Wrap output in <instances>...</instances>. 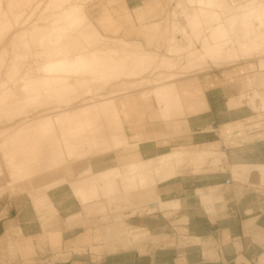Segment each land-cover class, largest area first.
Here are the masks:
<instances>
[{"label": "crops", "instance_id": "crops-1", "mask_svg": "<svg viewBox=\"0 0 264 264\" xmlns=\"http://www.w3.org/2000/svg\"><path fill=\"white\" fill-rule=\"evenodd\" d=\"M101 5L108 13L103 21ZM89 12L102 35L146 45L148 26L162 20L165 4L105 0L94 2ZM257 72L256 64H238L196 76L193 83L202 96L188 98L186 128L177 133L134 107L124 110L125 134L130 143L138 144L141 158L189 149L225 155L224 163L206 161L203 176L181 179L179 190L162 199L180 206L188 199L203 202L146 216L141 219L143 228L120 220V225L115 221L101 226L100 232L94 227L71 232L67 229L80 214L61 220L56 211L50 220L41 219L31 203L28 210L14 199L0 200V264H264V184L255 170L241 181H234L229 170L234 164L264 167L263 115L247 106L228 108L229 100L237 98V78ZM255 88L264 95V77H257ZM204 161L175 160V176L181 164ZM50 196L57 210L62 200L57 194ZM52 211L46 208L43 215Z\"/></svg>", "mask_w": 264, "mask_h": 264}, {"label": "rangeland", "instance_id": "rangeland-1", "mask_svg": "<svg viewBox=\"0 0 264 264\" xmlns=\"http://www.w3.org/2000/svg\"><path fill=\"white\" fill-rule=\"evenodd\" d=\"M41 1L35 0L32 6L30 8H26V10L20 7L19 9L16 8L15 10V7H14L12 12H10L11 15L12 13L13 14L18 13V10H20L19 12H22L21 13L22 16L17 22L14 20L12 16H9L10 18L9 20L12 26L9 29H7V32L5 31L3 35L0 37V52L2 51L4 53L0 60V65H1L0 82L2 83L4 80L7 79L10 83L9 87H12V90L16 94V96L14 97L15 99L12 98V100L10 99L9 101V104L10 106H12V108L15 107L14 101H17V99L19 100L21 98V94L19 92L20 84H18L19 77L27 76V78H30V77H34L37 74H40L39 67L41 65V61L39 58L37 59L35 55L37 52V49L36 48L34 49V47L31 44L29 45L27 40L20 41L18 37L20 35L19 34L20 31L23 32V30L24 31L28 30L30 27H32L31 25L38 22L39 18L41 19L43 15L53 12L52 8L55 7L53 3L47 6L49 0H41ZM102 1H105V0H70L68 1V3L65 4V6H68L70 4H74L78 6L81 14L84 16L83 26L91 25L92 27H94V29H96L100 33L98 28L95 26V20L93 19V15L91 14V12H89V6L92 5L94 2L99 4ZM191 1L192 0H163L165 4L164 16L159 23L148 26V29H149L148 37H150L149 38L150 40L148 41V44L146 45L140 40H126L124 38H119V37H109L111 39H116V38L121 39L128 43L124 45V49L131 50L132 52L130 56H127V57H122L119 54L105 56L102 53L97 52L96 47L92 44V42H90L91 40H94V39L91 38L88 40V42L87 41L82 42L81 40L82 39L81 37H83L82 35L79 36L80 38L79 37L77 38L76 36H74V38L72 37L73 41L74 42L76 41L75 43L77 44L79 43L80 46L79 48H76V49H72L70 47L71 45L65 48L62 56L60 57L61 60H65L66 58L72 59L74 56L81 55L82 57L85 58V62L97 65L101 63V60L107 59V61L110 62V64L112 62V64L115 65V68L120 69L119 70L120 72H118L117 75L118 74L123 75V73H126V76L114 78L115 75H113L112 77H110V79H113V80L112 81L109 80L110 82L108 81L109 83L107 82L106 85L102 89H100V91H98L99 88H97L98 86L100 87L99 85L100 83L97 82L95 84H89L88 89L90 92L89 94L85 96H80L81 93L83 94L85 90V89L83 90L81 89L74 93H68L64 96L61 95V98H59L60 96L54 97V99L45 97L42 100H40L42 102L40 101L38 102L40 103L39 106L37 105V103L36 105L34 104L32 106H29V108L27 107V109L26 108L24 109L21 115H15V118H12L14 116H11V114L14 112H13V109L10 107L12 109L11 110L9 108L12 111V112H10V110L8 111V113H11L10 115L8 116L6 115L5 117L3 116V112H1L0 114V131L4 129L13 128L16 125H19L24 120L25 121L26 120H32V121L36 120L37 118L35 119L33 118L41 114L42 115L44 114V117H46V115L49 116L47 112L49 113L50 111L51 113V110L53 108H54L53 109L54 112L52 111V114L53 113L54 114L53 115L51 114L52 118L57 115V114L55 115V111L57 110L61 111V110H69L73 108H78V106L81 107V105H83L87 101L97 103L98 100L100 101L103 100L100 98H103L104 96L110 97L113 93L115 94L117 87L120 84L125 83V84H128V86H130L131 84L138 85L141 83L140 81H143L142 82L143 85L140 86L141 88L140 87L135 88L136 90H132L130 91V93L128 92V94L123 95V96H119V97L117 96L116 98L114 96V103L117 105L118 111L121 117L122 131L125 134L123 120H122V115L124 114L125 109L131 110L130 107L131 108L134 107L137 113H140L141 111H143L144 116H147L149 120L155 121L157 119L152 100L150 98L144 101H141L139 99L140 92L151 89V86L149 87L145 84L146 80H149V81H153L155 79L160 80L161 78L164 79L168 77L169 75H173V74L176 75L177 80L175 81V83L178 89L182 91L181 92L182 101L185 106V111L187 112L189 110V107L187 104L188 98H195V97L197 98L199 95L202 96L200 89L196 87L195 84L193 83L194 78L196 76L203 74L205 72L206 73L211 72V71L220 72L221 70H224L228 67L238 65V64H256V68L258 69V72L252 76L237 78L238 82L240 83L238 84L237 82L238 86L237 84L233 86V88L238 93L237 98L229 100L228 108L233 109V103L236 100H240L243 103V105H245L246 103H244L245 102L244 97L248 95H253L254 92H257L260 95V97L263 98L262 96L264 95H261L258 92V90L255 88V83L257 81V77L259 78L264 77V69L259 68L260 60L264 61L263 57L262 58H259V57L264 56V53L260 52L263 55L259 53V54L251 55L252 57L248 56L247 58L241 55L242 53H244V50H246V48L241 47L242 45L245 44V42L241 41L242 38L240 39L241 35H239V32H235L236 35L233 32L231 33V36L232 35L233 36L232 37L230 36V37L233 38L231 40H233V42L235 43L237 47L236 48L234 45L235 51L237 52L235 53L237 58L236 57H231V59L226 58L228 59L227 61L224 60L225 58L224 59L214 58L216 59V61L212 59V62H211V59H209L208 57L201 59L203 54L201 52L202 46L200 43H202L201 40L203 38L209 36L208 30L210 29H207V27L209 28V26L211 25L210 28H215L217 25L219 26V24L225 25V29L227 30H230L231 27H230V23L227 24V22H225L226 20L220 17L221 12L227 15V11L225 9L223 10L219 5H216L213 1H207V3L205 4V6L208 8L207 9L208 12L206 11L207 17L211 16L212 18L211 21L213 22L211 24L203 26L201 28L202 30L201 35L198 36V38L196 39L197 32L193 33L190 30V28H188L189 24L188 22H186L187 20L180 14V8L178 7L179 3L182 4V7L183 6L190 7V5H192ZM228 1L229 2L231 1L230 4L234 6L239 5V4H240L239 6H245L249 2V0H246V1L245 0H228ZM255 1L260 2L261 0H255ZM246 2L247 4H245ZM3 3H2V7L5 8L7 1L4 0ZM37 4H39V7L37 9H34V6H36ZM46 6L48 8L47 12L43 13L42 11H44ZM202 6L203 4H201V7ZM49 8L52 12H49L50 11ZM209 9H213V11L211 12L209 11ZM101 10L103 12V16L101 20L103 21L104 18H107L106 14L108 13H106L107 10L105 9V6L101 5ZM215 11L217 13H215ZM13 21L16 23H14ZM174 24H176L175 25L176 28L173 30L172 26ZM143 30L145 29L143 28ZM190 32H192L193 34ZM16 35L18 37H15ZM102 36L108 37L105 35H102ZM12 37L14 38V40ZM92 37L94 38V36ZM172 39L174 40V43L176 45L173 43ZM12 40L13 42H15L17 51L15 50V45L12 42ZM236 42L238 43L236 44ZM175 46H177L178 48ZM10 48H12L13 50L12 49L10 50ZM12 51L13 52L16 51V53L14 54ZM240 51L242 52L240 53ZM12 63H14L13 64L14 68L10 69V65H12ZM7 69H10V71ZM14 69H15V72H17L16 74L13 73ZM145 69H147L146 72L143 71ZM29 70H30V73L28 72ZM5 71L7 72V74ZM8 71L12 73L10 77H8L10 75V74L8 75L9 73ZM137 71L139 72L141 71V73L135 77V75L139 73ZM79 75L80 74H78V76ZM4 76H5V79H4ZM249 79L252 81V87H250V89H246L244 88L245 83L247 82L246 80H249ZM114 88H116V90ZM17 92H19V94H17ZM109 92L111 93L108 94V96H106L107 93ZM47 99H49V101H47ZM56 99H58V101ZM257 101L258 103L260 102V100L257 99L255 101V106L258 104ZM43 102H46V103L48 102V104L49 103L51 104L53 102L54 103L51 105L47 104L48 106L46 105V103H44L46 105L45 106ZM11 103H13L14 105H11ZM24 115L27 118H25ZM260 115H263L264 117V113H260ZM41 117H38V119ZM100 120H99L100 122H103L102 118ZM105 122L106 121H104V123ZM99 123H96V124L99 125L100 127V125L103 123H100V124ZM108 123H110V126L114 124L113 121H112V124H111V121ZM108 123L106 122L105 124H108ZM164 123L166 124L165 126L167 129H168V126L170 125L168 130L170 131L174 130L175 133H177L176 130L179 132L181 130L180 128L182 127L184 128V126H182L181 124L178 125L179 126L178 128L180 129L179 130L177 126H176L177 129L173 128L172 124L169 122H164ZM97 125L96 127L94 126L95 130L96 128H99L97 127ZM110 126L108 124L106 127L110 129L111 128ZM106 127L102 126L103 129L102 130L101 128L97 129L96 133L98 134L99 132L100 135L101 134L106 135L108 132L112 133L113 131L112 128H114V126L111 128L112 130H107ZM57 128L55 124L53 128L54 129L53 132L56 135L54 133L53 135L57 137L53 136V138L55 139V142L57 143L54 144L53 143L54 139H52V142L49 141L50 144H47V145L49 147L51 145L54 146V147L51 146L52 148H49V150L51 149L53 150L56 148L63 150V153L65 155L64 157L65 161L62 159L63 162L61 161L55 166L56 169H53V170H56L55 172L53 171L51 173L50 171L49 174L42 172L41 175L40 174L36 176L33 175L32 177H29L28 179L13 180V178L9 176V169H7L6 167V164H7L6 162L9 163L8 158L5 156L7 149L4 148L5 152L3 151V149H0L1 150L0 151V200H4V199L13 200L14 199L18 203H22L23 205H25L28 208V210H29V205L31 203L32 209L34 210L35 213H38L39 215H41V219L46 218L50 220L56 214V211H58V213L59 211L61 212L59 213V215L61 216L60 218L61 220H63L64 217L67 215L80 214L81 215L80 220L76 221V223L72 224L71 227L67 229L71 232L84 229L87 227H94L95 229L99 231L101 226L108 225V224L112 225L114 224L115 221H118L117 223L120 225L121 224L119 223L120 220L125 222L126 225H129L132 227L143 228L142 226H140L141 219H143L146 216H153L158 212L170 211L172 208L184 207L190 204L191 202H196V203L203 202L205 199H197V200L188 199V201L182 206L178 204H173L177 206L171 207V204L168 201H163L162 199L169 198L172 195V193L177 192L179 190L180 186L178 185V183L181 179L187 178L189 176H200V177L203 176L205 174L204 167H205L206 161L215 160L218 163H220L221 161L224 163L226 161L225 155L221 154V156L219 157L203 159L205 161L200 165H196L193 162H186L176 168V176L174 174L170 178L161 179V181H158L159 178H154L147 182V184L149 183L148 185H146L145 183V185L139 189L130 187L127 184H125L124 186H121V184L119 183L122 182V180L119 179L121 180L120 182H118V180L115 181V183L116 182L118 183L116 184L117 187L114 192H111L109 195L104 196V191L102 188H100L98 191V194L95 193L96 197L93 199V204L82 206L81 203H79L80 200H79L78 194L75 192V189H74L75 184L73 186L74 188H72L70 184H73L75 182L77 183V181L84 182L86 178L92 175L99 174L100 172H103V171H106L112 168L122 169L124 166H126L127 164L131 162L141 161V160H145L149 158H141L138 152V144L130 143L128 138L126 141V145L125 146L123 145L122 149L117 150V151H111L106 154H101L99 151V147L97 148L96 146L94 148L93 147L84 148L80 146L73 147L71 152L66 154L67 147H65L64 144L66 142L64 141L70 139V137H73V138H76V141H78V143H81L83 140L79 139L81 138L80 135L82 136L84 135L85 137V134L88 131H86L85 134H81L77 132H72V133L65 132L64 134H62L63 135L62 136L59 133V131H57ZM95 130L93 131L95 132ZM102 131L104 133L106 131L108 132L104 134ZM89 132H92V131H89ZM88 133L86 135L90 137ZM59 135L62 136V137L60 136L61 140H60ZM62 140L63 142H60ZM74 140H70V141H74ZM47 145H44V146L46 147ZM46 150L48 149H44V151ZM49 150L46 152H49ZM178 151H181V150H172L169 152L160 153L156 156L171 154L173 152H178ZM188 151H193V150L189 149ZM37 154L39 156V153ZM174 164H175V161H174ZM87 168L90 170L89 175L81 176L82 172L84 173V171L87 170ZM57 170L59 172H57ZM207 170L209 171V169ZM229 170H230L231 177L234 181L243 180L244 178L248 176L251 170H255L258 173V170L255 167L247 166V165H240V164H234L230 166ZM219 171L220 170H217V171L212 170L211 173L219 172ZM61 178L66 180L65 182L66 184H64L63 186L58 185L59 183L58 179H61ZM261 182L262 184H264L263 179L261 180ZM73 192H75L76 194L74 193L75 195H73ZM52 194H55V195L57 194L58 197L62 200L61 203L57 204L56 206V208L58 207L57 210L55 209L54 205L49 199V197H51L50 195ZM170 199L174 200L178 198H170ZM168 204H170V207L168 206ZM49 207H53L55 212L54 211H52L51 213L47 212L46 215L44 216L43 215L44 209L49 208Z\"/></svg>", "mask_w": 264, "mask_h": 264}, {"label": "bare ground", "instance_id": "bare-ground-1", "mask_svg": "<svg viewBox=\"0 0 264 264\" xmlns=\"http://www.w3.org/2000/svg\"><path fill=\"white\" fill-rule=\"evenodd\" d=\"M3 1L4 0H0V37L3 35L5 31L7 32V29H9L12 26L9 20L10 19L9 16H12L16 22L22 16L21 14L22 12H19L20 10H18V13H14V14L12 13L11 15L10 12H12L14 7L15 10L16 8L19 9V7L26 10V8H30L32 6L35 0H6L7 3L5 5V8L2 7ZM68 1L70 0H49L47 6H49V4L51 3L55 5V7L52 8L53 12L50 10L51 8L50 7L49 12L52 13L43 15V17L41 19L39 18L38 22L35 21L36 23L31 25L32 27H30L28 30L25 31L23 30V32L20 31L19 37L17 35L15 36L18 37L20 41L27 40L29 45L31 44L34 47V49L35 48L37 49L35 55L36 58L37 59L39 58L41 61V65L39 67L40 74L36 73L37 75L30 78H27V76L19 77L18 84H20L19 92L21 94V98L19 100L17 99V101H14L15 103L13 102L16 108L15 107L12 108V106H10L9 104L10 99L12 100V98H14L16 94L12 90V87H9L10 84L9 81L7 79L4 80L5 79L4 76L3 79L4 81L2 83L0 82V114L1 112H3V116L6 117V115L7 116L10 115L11 113H8V111L12 108L14 113H12L11 116H14L12 118H15V115H21L25 108L27 109V107L29 108V106H32L34 104L36 105V103L39 106L40 103L38 102L45 97L54 99V97L60 96L59 98H61V95L64 96L68 93H74L81 89L82 90L85 89V90L83 94L81 93L80 96H85L90 92L88 89L89 84H95L97 82L100 83L99 84L100 87L97 85L98 86L97 88H99L98 91H100V89H102L109 80L110 81L113 80L110 79V77H112L113 75H115L114 78L126 76V73H123V75L120 74L117 75V73L120 72L119 71L120 69L115 68V65L112 64V62L110 64V62H108L107 59L101 60V63L97 65L85 62V58L82 57L81 55L74 56L72 59L70 58H66L65 60L60 59L64 49L67 48L68 46L71 45L70 47L72 49L79 48L80 44L75 43L76 41L74 42L72 37L74 38V36H76L78 38L80 35L84 37V39L83 37H81L82 42L83 41L88 42V40L91 38L94 39L91 40L90 42H92V44L96 47L97 52L102 53L105 56L119 54L122 57H127L130 56L132 52L131 50L124 49V45L128 44L127 42L117 38L111 39L109 37H104L91 25L83 26L84 16L81 14L79 7L74 4L65 6V4L68 3ZM207 1H213L216 5H219L223 10L225 9L227 11V15L221 12L222 14L220 13V17L222 19H225L226 20L225 22H227V24L230 23L231 29L230 30L225 29V25L223 24L222 25L219 24V26L217 25L215 28H210L211 25L209 26V28L207 27V29H210L208 30L209 36L203 38L201 40L202 43H200L202 46L201 52L203 54L201 59L208 57L209 59H211L212 62V59L216 61V59L214 58H222V59L225 58L224 59L225 61L228 60L226 58H230V59L231 57L237 58L235 54L237 52L235 51L234 48L235 43L233 42V40H231L233 39L231 38L233 36V35L231 36V33L233 32L234 33L239 32V35H241V37L240 36L239 37L240 39L242 38L241 41L245 42V44L242 45L241 47L246 48V50H244V53H242L241 55L247 58L248 56L259 54L260 52L264 53V0H261L260 2H256L255 0L252 1L249 0L248 4L247 2L245 3L247 4L245 6H239L240 4L235 6L231 5L230 4L231 1L229 2L228 0H192L191 1L192 5H190V7H184V6L182 7V4L179 3L178 7L180 8V14L187 20L186 22H188L189 24L188 28H190V30L193 33L197 32L196 39L198 38V36L201 35V31H202L201 28L213 22L211 21L212 19L211 16L207 17L206 11L208 12L207 10L208 8L205 6ZM201 4H203L202 7ZM47 6L45 7V9L43 8L44 9V11H42L43 13L47 12L48 9ZM38 7L39 4L34 6V9H37ZM209 11L212 12L213 9H209ZM215 13L217 12L215 11ZM175 25L176 24L172 26L173 30L176 28ZM92 36H94V38ZM172 41L174 43L173 39ZM13 43L15 45V42ZM237 43L238 42H236V44ZM12 48H10V50ZM15 50H16V45H15ZM16 51L15 52L12 51V52L15 54ZM241 52L242 51H240V53ZM3 54H4L3 52L0 54V60ZM262 57L264 58V56H260L259 58ZM13 64L14 63L10 65V69L14 68ZM259 68L264 69V61L260 60ZM10 69L7 70L10 71ZM143 71L146 72L147 69ZM28 72L30 73V70ZM13 73L14 74L17 73L15 72V69L13 70ZM140 73L141 71L137 73L135 77L138 76ZM78 74L80 75L78 76ZM8 75H9L8 77H10L12 73L9 72ZM161 79L160 80L155 79L153 81L146 80L145 84L149 87L151 86V89L140 92L139 99L141 101L147 100L149 98L152 100L154 105V110L157 116L156 120L160 121L161 123L169 122L172 124L173 128H176V126L178 128L179 127L178 125L180 124L184 126V128H186L185 126L187 123L185 119L186 111L182 101V96H181L182 91L178 89L175 83V81L177 80V76L173 74V75H169L168 77L162 80ZM246 81L247 82L245 83L244 88L250 89V87H252V81L250 79ZM140 82L141 83L138 85L131 84L130 86H128V84L125 83L120 84L117 87V90L116 88H114L116 92L113 90L115 92V94L112 92L113 94L111 96L113 97L111 96L110 97L104 96L103 98L99 97L100 99L103 100L101 101L98 100V102L96 101L97 103L84 101L86 102L83 104L84 106L81 105V107L78 106V108H73L69 110H61V111L57 110L55 111V115L56 114L57 115L53 117L54 119L51 117L52 111L54 112L53 110L54 108H53L51 110V113L50 111L49 113L47 112V114H49L50 117L47 115L46 117H44V114L43 115L41 114L33 118V119L37 118L36 120L33 121L24 120L19 125H16L13 128L1 130L0 149H3V151L4 148L7 149L5 156L9 160V163L6 162L7 163L6 167L7 169H9V176L12 177L13 180L16 179L23 180V179H28L33 175L35 176L39 174L41 175L42 172L49 174L50 171L51 173L53 171L54 172L56 171L53 169H56L55 166L58 163H60L62 159L64 160L65 155L63 153V150L57 148L53 150L52 149L49 150V148H52L51 146L53 145H51L50 147L47 145L50 144L49 141L52 142V139H54L53 128L55 124H56V128L59 127L57 128V131H59L61 135L64 134L65 132H71V133L77 132V133L85 134L86 131L88 132L92 131L89 133L86 132V134L88 133L90 137H88L86 134L85 137L84 135L83 136L80 135L81 138L79 139L83 140L81 143H78V141H76V138L73 137H70V139L65 140L64 142L66 143L64 145L65 147H67V153L65 152L66 154L70 153L73 147H78V146L84 148L86 147L94 148L95 146L97 148L99 147V151L101 154H106L111 151H117L122 149L123 145L124 146L126 145L127 137L122 131L121 117L118 111V107L114 103V96L116 98L117 96L119 97L126 95L128 94V92L130 93V91L132 90H136L135 88H138L141 85H143L142 84L143 81ZM19 92H17V94H19ZM110 93L111 92L107 93L106 96H108V94ZM257 99H259L260 102L255 106V101ZM56 100L58 101V99ZM47 101H49V99H47ZM244 101L246 103L245 105L251 108L253 112L264 113V99L261 98L257 92H254L253 95L245 96ZM13 103H11V105H14ZM44 103L46 102H43V104ZM47 104L48 102L46 103V105ZM51 104L49 103L48 105ZM245 105H243V103L240 100H236L233 103L234 108H239ZM11 110L10 112H12ZM38 117L41 118L38 119ZM101 118L103 122H100ZM98 121L100 123H103L100 125V127L99 125L96 124L99 123ZM104 121H106L107 123L111 121V124L113 121L114 123L111 126L110 123H108L111 128L114 126V128H112L113 129L112 133L106 131L108 132L107 133L108 136L106 132L104 133L103 131L102 132L106 135H102V134L100 135L99 132H98L99 135L96 133L97 129L101 128L102 130L103 129L102 126L106 127L108 125L105 124L106 122L104 123ZM95 124L97 125V127H99L96 128V130L94 129V126L96 127ZM106 128L107 130H112L111 128L110 129H108V127ZM93 130H95V132ZM176 132L178 131L176 130ZM61 135H59V137ZM70 140H74V141H70ZM60 142H63V140ZM53 143L54 144L57 143L55 142V139ZM43 144L47 146L45 147ZM44 149H48L49 152H46L48 150L44 151ZM37 153H39V156ZM219 156L221 155L207 151L181 150L178 152H173L171 154H165L141 161L131 162L126 166H124L122 169L112 168L100 172L99 174L92 175L86 178L84 182L77 181V183L75 182L73 184H70V186H72V188L75 187L74 188L75 192L78 194L80 200L79 203H81V205L87 206L93 204V199L96 197L95 193L98 194L100 188L103 189L104 196L109 195L111 192H114L116 190L117 187L116 184L121 180L122 182L119 183L121 184V186L127 184L130 187L139 189L142 188L145 185V183L146 185H148L149 183L147 184V182L154 178H159L160 180L158 179V181H161V179H166L173 176L175 174L174 161L177 159L193 158L195 160H203L205 158H214ZM256 169L258 170L261 180L263 179L264 181V167L260 166L257 167ZM57 172L59 171L57 170ZM89 173L90 170L87 168V170H85L84 173L82 172L81 176L89 175ZM116 180H118V182L115 183ZM58 182H59L58 185L66 184L65 183L66 180L63 178L58 179ZM75 192H73V195L76 194ZM182 204H184V202ZM172 205L173 204H171V207L177 206V205H173V206ZM168 206L170 207V204H168Z\"/></svg>", "mask_w": 264, "mask_h": 264}]
</instances>
